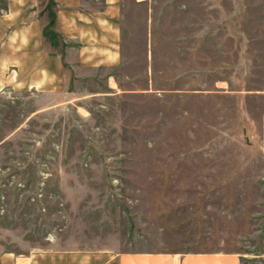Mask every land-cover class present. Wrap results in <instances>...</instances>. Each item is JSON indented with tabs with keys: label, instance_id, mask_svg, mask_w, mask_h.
Instances as JSON below:
<instances>
[{
	"label": "rangeland",
	"instance_id": "1",
	"mask_svg": "<svg viewBox=\"0 0 264 264\" xmlns=\"http://www.w3.org/2000/svg\"><path fill=\"white\" fill-rule=\"evenodd\" d=\"M123 11L115 90L100 78L58 106L0 93V264L53 251L264 264V0Z\"/></svg>",
	"mask_w": 264,
	"mask_h": 264
},
{
	"label": "crops",
	"instance_id": "2",
	"mask_svg": "<svg viewBox=\"0 0 264 264\" xmlns=\"http://www.w3.org/2000/svg\"><path fill=\"white\" fill-rule=\"evenodd\" d=\"M50 2L58 45L45 34ZM123 5L124 0H0V93L39 94L58 106L100 78L115 90L116 73L128 62ZM107 89L88 94H108ZM26 259L27 264H241L239 254L220 252L53 251Z\"/></svg>",
	"mask_w": 264,
	"mask_h": 264
},
{
	"label": "trees",
	"instance_id": "3",
	"mask_svg": "<svg viewBox=\"0 0 264 264\" xmlns=\"http://www.w3.org/2000/svg\"><path fill=\"white\" fill-rule=\"evenodd\" d=\"M47 9L49 11L50 22H49L48 27L45 30V34L50 38V40L55 45H58V41H57L58 35L52 29L54 24H55V14H54V12L52 10L51 2L47 5Z\"/></svg>",
	"mask_w": 264,
	"mask_h": 264
}]
</instances>
